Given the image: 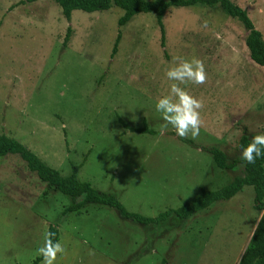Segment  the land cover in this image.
Masks as SVG:
<instances>
[{"label":"rangeland","instance_id":"1","mask_svg":"<svg viewBox=\"0 0 264 264\" xmlns=\"http://www.w3.org/2000/svg\"><path fill=\"white\" fill-rule=\"evenodd\" d=\"M231 1L264 41V0ZM122 13L73 10L67 22L54 0H0V134L61 176L79 165L80 181L152 217L243 175L240 164L217 167L207 149L232 161L241 134L264 131V66L249 58L247 31L219 7H169L163 44L153 13L118 26ZM193 56L205 82L180 86L203 103L200 134L182 140L168 126L161 135L154 104L168 93L164 73L174 57ZM144 125L154 133L126 128ZM253 197L245 185L186 219L149 225L93 203L63 214L70 197L8 153L0 157V264H29L50 225L65 248L55 264H237L261 214Z\"/></svg>","mask_w":264,"mask_h":264},{"label":"trees","instance_id":"2","mask_svg":"<svg viewBox=\"0 0 264 264\" xmlns=\"http://www.w3.org/2000/svg\"><path fill=\"white\" fill-rule=\"evenodd\" d=\"M25 2H34L36 0H24ZM61 9V14L67 22L70 21L73 10H82L84 12L105 11L112 6L123 11L117 19V25L123 26L131 18L139 13H153L156 23L160 30L161 43H164L163 15L169 7H219L224 13L236 19L247 31L244 42L248 50L249 58L256 64L264 66V41L261 33L257 30L251 21L245 9L234 4L231 0H54ZM71 34V26L65 29L62 45L66 46ZM119 32L116 35L111 55L116 51L119 40ZM123 126H127L122 119H118ZM132 131L140 133H154L146 126L126 127ZM263 132L251 134H241L237 140V147L246 146L251 138ZM185 140L184 138H181ZM191 144V141L186 140ZM214 163L222 169H231L240 164L243 166V175L235 176L228 184L216 190H202L190 202L184 203L177 208H167L157 215L149 217L136 212L128 211L123 204L112 193L100 192L94 189L89 182L80 181L77 178L79 165H71V173L67 176H61L55 169L47 166L32 151H30L21 142L13 137L0 134V157L8 153L17 154L26 164L29 170L33 171L37 177L54 187L55 190L68 195L71 202L63 209L62 213L78 212L85 204H100L116 210V212L126 218L139 224H158L165 221L169 216L174 215L179 219H186L195 212L207 208L209 205L219 199H229L237 192L241 191L245 185L252 186L254 197V208L261 210V214L255 223L250 238L240 255L237 264H264V155L256 159L254 163L248 164L237 157L228 161L226 154L218 148H209ZM48 232L54 234L55 239H59L58 230L53 225L48 227ZM42 261L41 256H35L29 264H38Z\"/></svg>","mask_w":264,"mask_h":264},{"label":"clouds","instance_id":"3","mask_svg":"<svg viewBox=\"0 0 264 264\" xmlns=\"http://www.w3.org/2000/svg\"><path fill=\"white\" fill-rule=\"evenodd\" d=\"M169 83L168 93L159 97L154 104L155 112L164 122L160 129L162 135L171 126L176 136L184 138L190 134L195 139L200 134L201 114L203 103L200 99L190 95L180 85H200L205 82L206 73L202 60L191 57H174L172 66L164 73ZM264 155V133L253 136L250 142L241 147L240 156L243 161L252 164ZM64 244L54 238V234L45 231L43 246L37 251L42 259V264H55L57 254H63Z\"/></svg>","mask_w":264,"mask_h":264}]
</instances>
